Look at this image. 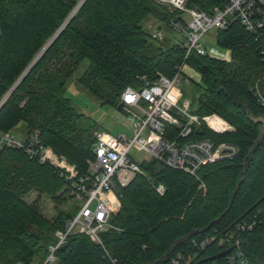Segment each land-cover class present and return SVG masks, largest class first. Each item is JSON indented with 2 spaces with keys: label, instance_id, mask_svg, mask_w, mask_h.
Returning a JSON list of instances; mask_svg holds the SVG:
<instances>
[{
  "label": "trees",
  "instance_id": "trees-1",
  "mask_svg": "<svg viewBox=\"0 0 264 264\" xmlns=\"http://www.w3.org/2000/svg\"><path fill=\"white\" fill-rule=\"evenodd\" d=\"M81 1L0 0V102L56 35L0 107V134L23 124L24 138L37 134L40 145L84 175L94 158L95 133L103 130L97 124L82 126L87 116L66 97L67 82L82 63L88 66L79 85L101 105L116 109L126 87H142L143 79L153 81L159 73L172 78L186 63L201 78L191 112L217 114L233 127L217 134L202 124L192 137L230 143L237 154L202 167L200 180L166 166L157 172L153 160L142 162L143 173L120 190L117 229L101 235L103 247L84 234L71 235L57 251L60 263L168 264L177 252L192 251L194 240L234 232L251 264H264L261 42L233 22L215 31V43L231 51L230 61L196 51L186 57L182 46H168L144 29L142 23L152 18L159 29L170 30L176 16L156 0H85L79 6ZM193 2L209 11L217 0ZM159 185L165 187L163 195ZM71 191L59 167L22 148L0 146V264L47 257L55 233L74 216L59 208L74 197ZM33 192L37 198L29 202ZM43 196L55 203L54 217L43 214ZM216 245L202 251L195 264L219 251Z\"/></svg>",
  "mask_w": 264,
  "mask_h": 264
},
{
  "label": "built area",
  "instance_id": "built-area-1",
  "mask_svg": "<svg viewBox=\"0 0 264 264\" xmlns=\"http://www.w3.org/2000/svg\"><path fill=\"white\" fill-rule=\"evenodd\" d=\"M156 1L176 13L170 20L169 28L179 35L180 42L175 44L186 49V57L196 51L202 56L230 61L229 49L204 38L211 31L225 30L233 22H238L261 42L260 50L264 58V0H217L209 11L198 9L193 2L195 0ZM154 37L165 40L161 32L154 34ZM194 72L183 63L177 67V73L172 78L159 73L153 81L143 79L142 87H126L116 117L118 124L125 127L128 134L96 132L94 158L88 162V172L84 175H79L75 167L51 148L40 145L37 134L30 138H17L10 132L0 134V146L22 148L29 156L59 167L63 176L70 181L72 192L82 202L77 213L67 221L65 230L55 233L56 242L49 246L47 257L43 261L21 264H61L57 251L69 236L75 234H84L103 247L101 235L117 229L114 215L120 209V190L127 187L137 174L143 173L141 163L146 160L135 154L145 153L158 166L185 172L199 180L202 167L232 159L237 154L236 146L230 143L216 144L210 139L192 137L202 124L217 134L233 131V127L217 114L202 117L174 102V89L184 82L189 83ZM259 98L264 104V98ZM200 187L205 188L202 181ZM156 189L161 195L165 193L164 185ZM252 227L249 226V229ZM240 242L234 232L194 240L191 243L192 251L177 252L168 264H195L202 251L213 244H217L219 251L208 257L227 250L230 252L209 264H251Z\"/></svg>",
  "mask_w": 264,
  "mask_h": 264
},
{
  "label": "rangeland",
  "instance_id": "rangeland-1",
  "mask_svg": "<svg viewBox=\"0 0 264 264\" xmlns=\"http://www.w3.org/2000/svg\"><path fill=\"white\" fill-rule=\"evenodd\" d=\"M142 25L144 29L150 32L153 36L157 32H161L165 37L164 43L168 46L173 45L175 42H180V37L178 34L173 33L165 27L159 29L157 21L152 18L145 20ZM204 39L209 40V42L212 44H215V31H211L210 34ZM87 66L88 61H84L80 68L68 80L66 85V97L71 100L72 104L76 107V109H78L79 112L85 114L88 118V120L82 121L81 125L85 127L97 124L100 126L101 130L107 131L114 135H117L121 132L128 134L125 127H123L121 124H118L117 122V109L110 105H101L99 101H97L88 91L82 88L77 82V79L82 75L83 71L86 69ZM200 83V76L194 72L193 79L190 81V83L184 82L180 86H176V88L174 89V102L180 107L186 106L190 111H195L197 108L196 100L201 93ZM10 133H13L17 138H22L23 135H25L24 125L20 124L18 127L10 131ZM135 156H137L138 158H144L146 161L152 160V158L147 156V154L145 153L135 154ZM89 161L90 160H88V162ZM71 166L74 167V165ZM36 198L37 194L33 192L28 195L27 200L31 202ZM81 203L82 202L80 197L75 194L72 199L70 198L67 203L62 206H59V208L69 212L71 215H74L75 213H77L78 207L81 205ZM40 206L43 214L48 218L54 217L57 214V208L55 206V203L51 200L50 197L43 196L40 201Z\"/></svg>",
  "mask_w": 264,
  "mask_h": 264
},
{
  "label": "water",
  "instance_id": "water-1",
  "mask_svg": "<svg viewBox=\"0 0 264 264\" xmlns=\"http://www.w3.org/2000/svg\"><path fill=\"white\" fill-rule=\"evenodd\" d=\"M85 0H82L81 3L79 4V6L84 2ZM78 6V7H79ZM56 37V35H55ZM50 40V42L47 44V46L42 50V52L36 57V59L32 62V64L28 67V69L23 73V75L20 77V79L17 81V83L13 86V88L10 90V92L4 97V99L0 102V107L3 105V103L5 102V100L8 98V96L14 91V89L17 87V85L22 81V79L26 76V74L30 71V69L34 66V64L36 63V61L41 57V55L44 53V51L47 49V47L53 42L54 38ZM122 103H120V105L118 106L119 108H121ZM162 169L161 166L157 167V172H159ZM230 250L221 252L219 254L204 258L202 260H200L199 262H197L196 264H204V263H208V262H212L214 260H218L220 258H222L223 256H225L227 253H229Z\"/></svg>",
  "mask_w": 264,
  "mask_h": 264
}]
</instances>
